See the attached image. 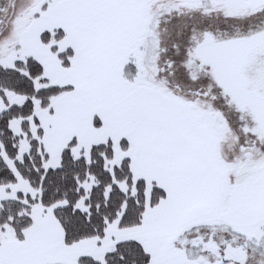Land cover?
<instances>
[{"label":"snow or ice","instance_id":"obj_1","mask_svg":"<svg viewBox=\"0 0 264 264\" xmlns=\"http://www.w3.org/2000/svg\"><path fill=\"white\" fill-rule=\"evenodd\" d=\"M0 264H264V0H0Z\"/></svg>","mask_w":264,"mask_h":264}]
</instances>
